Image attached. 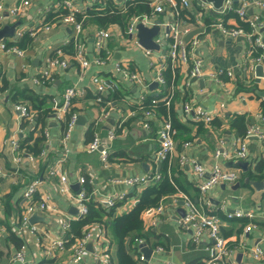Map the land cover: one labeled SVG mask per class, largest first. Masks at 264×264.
I'll use <instances>...</instances> for the list:
<instances>
[{"label": "crops", "instance_id": "1", "mask_svg": "<svg viewBox=\"0 0 264 264\" xmlns=\"http://www.w3.org/2000/svg\"><path fill=\"white\" fill-rule=\"evenodd\" d=\"M18 1L2 0L0 10V31L5 26L18 23L13 33L0 39V43H16L23 36L30 40L28 45L22 47L24 54L21 56L0 49V264H7L23 243L24 261L16 260L13 261L14 264H46L45 261L53 260L43 259L36 238L42 234L44 240L58 236L65 239L69 229L68 223L76 220L78 213L72 196L59 191L60 174L67 177L70 194L84 187L91 201L101 204L107 210L112 208V216L108 219L128 212L135 205L137 194L147 185L129 186L123 179L130 175L159 173L163 161L155 157V151L159 147L158 131L162 122L170 119L169 115L161 114L158 108H152L153 115L145 116L143 111L146 109L140 110L139 107L147 96H152L151 99L157 98L156 101L162 102L166 107H170L171 102L174 118L189 129L187 132H178V137L174 135L173 151L164 161H167L168 169L173 167L176 174L180 172L185 184L189 183L186 186L191 195L195 194L197 188V195L192 201L202 205L206 211L217 214L222 220L220 232L231 250L225 264H264V186L257 189L246 182L252 180L264 183V179H250L243 174L247 170L253 172L256 163L264 159V139L255 136L248 139L246 158L237 159L248 163L245 171L240 166H228L229 161L236 160L225 157V153L233 151L237 138L243 136L239 135L238 129L232 125L238 115H244L247 121L246 129L251 124L260 123L258 113L264 108V47L250 44L242 35L229 38L216 28L210 27L209 23L215 17L207 6L210 2L206 0L201 6L197 1H192L188 8H181L183 10L180 17H176L183 25L190 27L185 39L189 41L197 37L195 49L207 70L216 66L232 67L235 76L230 79L221 74L216 80L203 75L187 79L183 72L184 67H180L177 82L168 84L166 88L165 82L162 84L153 79L154 73L149 67V59H158L167 47L168 41L163 38L166 31L163 24L175 19L170 8H165L151 19V23L144 25L150 28L156 20H160L158 33L151 39L157 48L147 49L139 43H134V40L127 42L123 29L118 24L103 28L93 21H86L81 25V30L76 32L70 24L59 20L45 30V12L56 8L61 0H32L21 14L11 15L8 10ZM71 1L75 11H83L94 3H99L100 8H105L109 0ZM112 1L121 9L127 0ZM149 6L151 10V5ZM246 10L248 15L258 16V32L264 42V7L250 6ZM224 21L227 25H240L239 18L232 13L225 15ZM19 29H23L24 34L15 39L14 35ZM29 29L35 32L31 34ZM100 29H106L109 35L104 41V49L98 56L94 38ZM135 38L138 42L136 36ZM75 40L82 43L83 51L89 60V65L85 68L80 67L72 56L58 50L73 44ZM260 56L262 60L258 64H261V75L258 76L259 81H256L255 68L250 73L247 66L249 59ZM54 57H65L68 60L67 66L51 64L50 60ZM118 61L141 73L147 83L145 91L114 71ZM45 72L47 74H44ZM94 75L111 79L117 84L116 89L101 95L107 96L109 92L119 89L122 97L106 101L105 104H102L103 101L97 102L96 90L91 80ZM154 81L157 85L151 89L150 84ZM68 87H74L75 91L81 94L73 99L72 106L77 118L66 143L69 150L64 152L61 135L66 122L51 115L54 113V104L62 102L63 93ZM31 96L42 98L43 108L50 109L42 122L35 121L38 115L33 108ZM169 96L170 102L166 104ZM185 102L213 113L212 120L216 119L218 124H210L211 121H193L191 115L183 114L182 104ZM15 104L28 106L33 112L32 118L20 117L14 110ZM101 108L107 110L106 115L100 116ZM144 122H147V126H143ZM110 130L114 131L112 138L108 136ZM42 132H46V135L40 146L41 151H46V155L40 158L41 151L36 155L29 153L35 157L34 160L17 161L18 151L13 149L10 140L15 139L20 147L21 142L31 136L28 143L33 145V140L42 135ZM94 133L101 138L102 148L107 149L106 162L101 160L99 151H90L87 148ZM21 154L23 156L22 152ZM181 155L195 159L205 168L219 164L225 168L236 169L238 178L234 183H216L201 196L198 190L201 177L194 172L189 162L179 163ZM54 169L56 173L52 174ZM80 176L86 179L83 185L78 182ZM35 179L39 184L33 199L45 198L49 209L37 214L42 220L33 222L38 231L31 234L28 230L19 231L17 218L25 204V187ZM236 182H239V186L232 189ZM122 193L125 197L113 207L99 203L107 197ZM179 194L181 193L177 192L172 197H165L162 200L161 212L148 213L145 210L142 213V243H146L151 249L149 260L156 264H203L209 256L207 247L211 241L204 234L198 242H194L191 229L179 225V219L186 211L181 199L173 201V197ZM5 205L8 211L3 210ZM236 210L249 212L251 216L227 217L229 212ZM65 222L67 226L63 228ZM246 225L251 226L248 231H245ZM89 230L91 236L86 240L83 255L72 260L75 239L72 244L64 247L53 263L101 264L96 253L99 247L98 237L102 234L109 246L108 253L112 264H118L117 241L112 238L109 229L105 232L99 223H93ZM11 232L20 240L19 244H15L11 239ZM134 244L129 247L127 239L125 248L130 256L138 261L137 254L143 253ZM157 246H161L162 250L155 252L154 248ZM254 246L263 250V256L258 259L249 253V249Z\"/></svg>", "mask_w": 264, "mask_h": 264}, {"label": "built area", "instance_id": "2", "mask_svg": "<svg viewBox=\"0 0 264 264\" xmlns=\"http://www.w3.org/2000/svg\"><path fill=\"white\" fill-rule=\"evenodd\" d=\"M32 0H19L12 7L9 8L8 12L11 15L21 14L31 3ZM192 1H197L201 6H203L206 0H150L149 4L151 5V11L149 14H139L132 16L125 26L124 36L127 42L133 41L137 43L135 38L136 34V26L138 23L143 25H147L151 23V19L162 12L165 8H170L173 11V15L175 19L172 21H167L163 25L166 29L163 38L168 41L167 47L163 51L162 54L154 60L152 58L149 59V67L151 71L154 73V80L159 83H164L165 80L163 78L162 72L169 65L172 69L175 67H184V71L187 79L189 78H199L203 75H207L214 79H219L221 74L227 76L230 79L234 78V70L232 67H210L212 69L207 70L203 65L202 58L198 55L195 47L197 44V37H194L192 40H186L185 35L189 33L190 27L188 25H183L181 21L177 20L176 17H180L181 8H188L191 5ZM234 3H239L235 5ZM209 9L215 15L214 19L209 23V26L212 28H216L222 34L227 35L229 38H236L240 35L246 37V39L250 42V44L257 45L258 47H264V42L261 39L260 33L258 32V16L253 15L250 16L247 14V8L250 6L263 8L264 0H223L220 7H214L210 2L207 4ZM56 8H66L70 11L67 15L61 16V21L65 24H70L76 32L81 30V22L76 21L73 15L74 7L71 0H61ZM2 9V0H0V10ZM232 13L237 16L239 20L246 22L250 27L249 31L244 30L239 25H227L224 21V16ZM52 23H48L44 25L43 29L47 30L51 27ZM31 31V32H30ZM33 30L29 29V32L33 34ZM24 33V30L19 29L14 37L17 39ZM109 33L106 29H100L96 32L94 38V47L98 56H100V52L104 49V41L108 37ZM14 39V40H15ZM74 45L76 47V52L72 56V59L77 61L79 66L85 68L89 65V60L86 57L83 51L82 43H77L74 41ZM0 49L13 52L16 55H23L24 50L14 44L13 41L7 42L3 41L0 43ZM149 52V51H148ZM251 50L249 51L250 56ZM97 60V59H96ZM100 62L102 60L98 59ZM262 60V56L249 59L248 70L250 73L254 71V68ZM51 64H59L61 66H67L68 60L64 57L60 59V57H54L50 60ZM114 71L121 74L123 79L135 83L141 87V90L145 91L147 88V83L143 80L141 73L135 69H131L124 62H116L114 66ZM174 73V72H173ZM44 74H47L46 72ZM92 83L96 90V101L101 102L102 97L101 94L103 92H107L109 90H114L117 88V84L111 79H104L99 75H94L92 77ZM81 94V93H80ZM74 89V87H68L65 89L62 97L61 103H55L53 106V110L55 113V117L57 120H63L66 122L65 129L61 135V145L64 148V152H68V147L66 145L70 131L72 127L75 125L77 113L69 112L73 98L77 95H80ZM170 102V96L167 97L165 101L166 104ZM151 103H156V99H152ZM103 108L105 107L102 106ZM101 108L102 113L100 116L106 115L107 110ZM14 110L19 113V116L23 119L32 118L33 112L29 109L28 106L23 104H15ZM182 111L184 115H191V119L193 121H200L203 123H209L214 118L213 113L207 112L204 109L199 107H195L188 102L182 104ZM145 116L153 115L152 109L144 110ZM68 114V118H67ZM99 117V116H98ZM258 117L260 120L259 124H251L245 131L244 135L237 138L235 147L232 152L225 153V157L228 159H245L247 156V141L249 138L255 136L260 139H264V108L261 109L258 113ZM143 126H147V122L143 123ZM176 134V130L173 128L171 121L169 118L165 119L161 127L158 131L159 138V147L155 151V157L159 161H164L171 154L174 147V135ZM46 135V132H45ZM109 138L114 137V131L110 130L108 134ZM11 145L15 151H19L18 143L15 139L10 140ZM101 138L97 133L93 134L92 139L88 142L87 148L90 151H99L101 160L106 162L108 152L106 148H101ZM40 158L46 155V151L42 150L40 152ZM32 161L35 157L32 154H27L25 157L16 154V160L21 162L22 160ZM190 163L193 167L194 172L201 177V180L198 184V190L202 195H205L208 189H210L213 185L219 182L226 183H234L238 178V172L233 168H225L219 164H214L210 168H205L202 164L197 162L195 159H189L188 157L181 155L180 164ZM52 174L56 173L54 169L51 171ZM159 178L158 172H151L145 175H130L123 179L129 186L135 185H147L153 181H156ZM86 179L83 176L78 178V182L83 185ZM59 182L61 183L59 191L61 193L68 194L72 196L74 202L78 207V213L76 219L83 218L88 210V202L90 201L89 195H87L84 187H81L74 194L69 193V185L68 179L63 174L59 175ZM39 181L37 179L32 180L25 187L23 192V197L25 199L24 207L17 218L18 220V228L19 231H27L29 233H36L38 228L35 223L30 222V217L34 214H40L49 209L47 200L45 198L42 199H33V195L36 192ZM125 195L118 194L115 196L107 197L103 199L101 202L106 207H113L121 201ZM178 199L183 201V204L186 208L184 215L179 219V225L185 228H190L192 231V240L194 242H198L204 234L208 236L211 241V244L207 247L209 250V256L207 260L203 264H225V260L229 257L231 250L227 245L226 238L220 232V228L222 225V220L220 217L215 214L206 211L202 205L196 204L192 199L186 194H179V196L173 197V201L176 202ZM163 210V202L161 201L156 207L147 209L146 212H161ZM243 216H251L249 212H244L241 210H236L233 212H229L227 214L228 218L232 217H243ZM67 226V222H65L62 227L65 228ZM251 228L250 225L245 226V231H248ZM91 236V232L89 227L87 231L83 234L81 238H77L76 242L73 245V252L71 254L72 260L78 259L81 255L85 253V243L86 240ZM99 247L96 255L99 257L101 264H112L110 255L108 253L109 246L106 244V239L104 235L100 234L98 237ZM36 241L39 243L41 247V252L43 259H51L57 257L59 253L64 249V238L62 236H58L56 238L49 237L48 240H44L42 234L36 238ZM143 240L140 238H136L134 243L138 246L142 243ZM162 247L157 246L154 248L155 252L161 251ZM25 251V243L21 244L19 250L15 252L14 256L9 260L7 264H14L13 261L19 260L24 261L23 253ZM249 253L252 257L258 259L263 256V250L258 246H254L249 249ZM138 262L142 264H156L150 260H146L144 255L141 253L137 254ZM36 264V263H31ZM173 264V263H171Z\"/></svg>", "mask_w": 264, "mask_h": 264}, {"label": "trees", "instance_id": "3", "mask_svg": "<svg viewBox=\"0 0 264 264\" xmlns=\"http://www.w3.org/2000/svg\"><path fill=\"white\" fill-rule=\"evenodd\" d=\"M149 1L150 0H127L124 7L119 9L118 6L115 5L116 3L114 4L112 0H109L106 2L107 6L105 8H100L99 3H94L92 4V6L84 9L83 11H74L73 15L75 20L81 22V24H84V22L86 21H93L103 28L109 26L110 24H118L119 26H121L124 32L125 26L127 25L128 20L132 16L150 13L151 10L149 6ZM69 13L70 11L66 8H51L45 12V18L43 22L46 24L55 23L61 20L60 18L62 15H67ZM239 24V26L242 27L244 30H250V27L246 22L240 20ZM24 37L25 36L16 41V43L14 44H16L20 48H22L24 45H28V43H30V40L29 38ZM58 50H60L63 54L73 56L76 52V47L73 42V44L66 47H61ZM51 55L53 56L54 53H52ZM178 71L179 67H175L174 69H172L170 65L165 70H163L162 75L165 80L166 88L168 84L171 85V83L177 82ZM101 97L103 101L102 104H105V102L109 100H118L120 97H122V94L121 91L118 89L109 92V95L107 96L101 95ZM151 97L152 96H147L142 101L139 107L140 110L158 108L161 114L169 115L171 119V124L176 130L175 137H178V132L182 133L187 132L189 130L188 127L178 122L174 118L173 106L171 102L169 103L170 107H166L162 102L159 101H156V103L152 104L151 100H157V98L151 99ZM159 97L160 96H158V98ZM30 98L33 101V108L34 110H36V113L38 115V119L35 121L38 123L42 122L43 117L48 114L50 109L43 108L44 100L42 98L38 96H31ZM74 111L75 109L73 108V106H71L69 112ZM246 122L247 121L244 115H238L237 118L233 121L232 125L238 129L239 135H244L246 131ZM210 124L214 125L218 124V122L216 119H214L210 122ZM44 135L45 134H43L42 132V135L36 137L33 140V145H30L28 143L29 140H31L32 138L31 136H29L28 139H24L19 147L18 155L22 156L21 152L23 153V156H26L29 153H32L33 155L38 154L42 148L40 144L44 140ZM22 148L25 150L23 151ZM167 164V161H163L159 169V178L156 181L147 184V186H145L137 194V201L135 205L128 212L117 216L114 219H108L112 216V208L107 210V208L103 207L101 204L90 200L88 202V210L86 215L83 218L76 219L68 223L69 229L67 232V236L64 239L65 246L72 244L75 239L81 238L90 225H92L93 223H99L104 228L105 232H107L109 229L112 238L117 241L118 264H137L138 261H135L126 250L125 241L129 239V247H131L132 243H134V240L136 238H142V229L144 227L142 213L147 209L156 207L165 197H172L177 192L189 195L192 200H194L193 197L197 195V188L195 194L191 195L188 192L189 190L186 186L189 183L185 184L180 172L178 171V173L176 174V170L173 169V167H169L168 169ZM254 168L255 169L253 172L247 170V172L243 174L247 175L250 179H264V159L257 162ZM3 210L8 211L7 205H5ZM104 217H106V219H104ZM9 236L15 242V244L20 243V240L15 237L12 232L11 234H9ZM55 258L57 259L58 257H54L51 259L54 260ZM53 260L45 261V263L54 264Z\"/></svg>", "mask_w": 264, "mask_h": 264}, {"label": "water", "instance_id": "4", "mask_svg": "<svg viewBox=\"0 0 264 264\" xmlns=\"http://www.w3.org/2000/svg\"><path fill=\"white\" fill-rule=\"evenodd\" d=\"M209 2H212L213 6L214 7H220L221 4H222V1L223 0H207ZM160 23V20H156L154 22V25L150 28L148 27H145L143 24L141 23H138L137 26H136V37L138 39V43L143 46L144 48H147V49H154V48H157V45L155 43H153V41L151 40L152 37L154 35H156L158 33V30H159V24ZM18 23H14L12 26H5L1 31H0V39L4 38L5 36L7 35H11L14 31V29L17 27ZM7 30H10V31H7ZM260 68H261V64H257L256 67H255V74L257 76L256 78V81H259V78L258 76L261 75V71H260ZM157 85V82H152L150 84V88L152 89L153 87H155ZM51 116L55 117V113H53ZM102 146L99 147V149H101ZM247 162L246 161H243V160H236L235 162L233 161H229L228 162V166H240L242 167V169L245 171L247 169ZM246 182H249L251 183L252 185H254L257 189H261L263 188L264 186V183L263 181H252V180H247ZM239 186V182H236L234 185H232V189H236L237 187ZM182 204V201L180 202ZM36 220H42L41 217H37L36 214L32 215L30 217V222H34ZM128 244V241L126 243V246ZM138 247L140 248L141 252L143 253L145 259L148 261L149 260V257H150V254H151V249H149L147 246H146V243H140L138 245Z\"/></svg>", "mask_w": 264, "mask_h": 264}]
</instances>
